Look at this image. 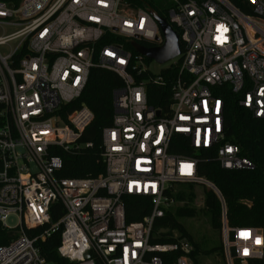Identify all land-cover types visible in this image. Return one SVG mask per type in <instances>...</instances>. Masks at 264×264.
<instances>
[{
  "label": "built area",
  "instance_id": "built-area-1",
  "mask_svg": "<svg viewBox=\"0 0 264 264\" xmlns=\"http://www.w3.org/2000/svg\"><path fill=\"white\" fill-rule=\"evenodd\" d=\"M242 1L244 9L230 0H167L181 53L169 65L179 73L162 109L149 104L147 87L134 74L150 71L146 57L129 48L133 40L164 43L147 4L0 0V223L19 232L0 245V264H48L38 242L58 229V253L73 264H194L192 243L177 231L172 241L154 240L168 231L156 230V222L178 204L170 192L189 184H206L220 201L228 264H264V229L228 223L224 196L198 174L196 157L208 149L224 169L255 166L225 133L228 91L264 118V0ZM92 68L123 81L114 91L112 123L102 130L105 170L64 178L58 152L84 145L94 114L87 105L63 106L81 97ZM153 81L166 82L160 74ZM174 141L185 142L189 153L171 151ZM127 196L150 199V213L127 221ZM56 203L64 213L54 222ZM12 215L15 227L6 223Z\"/></svg>",
  "mask_w": 264,
  "mask_h": 264
},
{
  "label": "trees",
  "instance_id": "trees-1",
  "mask_svg": "<svg viewBox=\"0 0 264 264\" xmlns=\"http://www.w3.org/2000/svg\"><path fill=\"white\" fill-rule=\"evenodd\" d=\"M140 6L146 4L154 9L164 18L167 16L168 2L160 3L158 0H134ZM237 7L244 9L242 0H230ZM175 30L178 28L173 25ZM143 45L151 46L147 42H140ZM131 50L133 48L129 47ZM137 57L138 53L133 50ZM179 73L178 65H171L163 69L160 75L165 79V84H157L153 81L155 73L144 71L140 74L135 72L139 82H144L147 87L148 101L153 107L162 109L168 108L171 101L172 83ZM123 86L122 79L113 71L103 68H92L87 84L80 98L63 106L64 111H72L82 105H87L94 114L93 121L83 131L79 149L59 151L63 158V169L59 173L64 178L75 177H97L105 170L102 158V130L112 123L114 116V91ZM225 133L228 140L241 147V155L248 157L254 162V168L241 170H227L220 166L214 158L212 150H199L198 174L212 181L222 192L227 205V220L231 226H255L264 229V118H257L247 108L237 102V95L232 91L227 92V112L225 115ZM171 151L181 154L189 153L185 142L178 145L173 142ZM189 184L187 186H196ZM179 186H175L170 195L176 202L186 201V204L170 208L165 217L156 222L155 229L165 228L167 233L162 234L154 240L159 242L172 241L177 231L181 236L188 238L192 243V250L188 254L194 264H200L198 254L200 249L193 241L191 233L181 220L182 218H194L198 210L190 207L189 202L193 195H186ZM127 221H139L148 215L151 210L150 199L147 197L127 196L124 198ZM205 207L203 211L211 218L213 229H221V204L216 194L211 190L205 192ZM64 210L60 203L53 205L52 220L54 222L63 215ZM42 229H26L29 236L34 235ZM19 232L15 228L4 227L0 223V244H8L16 238ZM61 240V229H58L50 236L41 239L38 246L42 256L48 264H73L58 253V246ZM214 249L223 247L217 246ZM212 250H209L211 252ZM97 264H102L97 261ZM236 264H241L239 261ZM248 264H263L261 261H250Z\"/></svg>",
  "mask_w": 264,
  "mask_h": 264
},
{
  "label": "rangeland",
  "instance_id": "rangeland-1",
  "mask_svg": "<svg viewBox=\"0 0 264 264\" xmlns=\"http://www.w3.org/2000/svg\"><path fill=\"white\" fill-rule=\"evenodd\" d=\"M160 3L165 4L167 0H158ZM4 50V48H0ZM178 58H174L165 63H158L153 59L144 58L143 64L155 74L160 73L163 69L169 67L170 63L175 62ZM210 181V180H209ZM212 182V181H211ZM186 195H193L192 200L189 202L190 207L198 210L197 216L194 218H182L181 220L187 227L188 231L193 237V241L198 245L200 252L198 260L200 264H228L223 252L220 249H214L222 245L221 229L216 230L212 228L211 218L205 211V192L210 189L206 184L196 186L180 185L178 187ZM220 190V189H219ZM221 191V190H220ZM222 193V192H221ZM186 204V201H180L174 211L179 207ZM7 225L15 227L18 223V217L12 215L7 219ZM2 245V244H0ZM209 250H212L209 252Z\"/></svg>",
  "mask_w": 264,
  "mask_h": 264
},
{
  "label": "water",
  "instance_id": "water-1",
  "mask_svg": "<svg viewBox=\"0 0 264 264\" xmlns=\"http://www.w3.org/2000/svg\"><path fill=\"white\" fill-rule=\"evenodd\" d=\"M151 15L158 23L164 43L159 47H148L139 41H131L132 48L141 56L153 59L158 63H165L169 60L177 58L181 53V43L178 32L173 29L166 18L158 14L154 9H149ZM86 258L89 254L85 255Z\"/></svg>",
  "mask_w": 264,
  "mask_h": 264
},
{
  "label": "flooded vegetation",
  "instance_id": "flooded-vegetation-1",
  "mask_svg": "<svg viewBox=\"0 0 264 264\" xmlns=\"http://www.w3.org/2000/svg\"><path fill=\"white\" fill-rule=\"evenodd\" d=\"M146 46V45H145ZM148 47H151V46H148Z\"/></svg>",
  "mask_w": 264,
  "mask_h": 264
}]
</instances>
